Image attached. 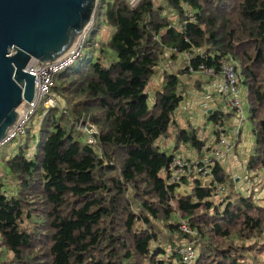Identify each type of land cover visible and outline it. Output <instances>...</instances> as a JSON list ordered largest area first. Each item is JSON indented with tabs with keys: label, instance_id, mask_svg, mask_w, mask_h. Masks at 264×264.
Returning a JSON list of instances; mask_svg holds the SVG:
<instances>
[{
	"label": "trees",
	"instance_id": "1",
	"mask_svg": "<svg viewBox=\"0 0 264 264\" xmlns=\"http://www.w3.org/2000/svg\"><path fill=\"white\" fill-rule=\"evenodd\" d=\"M100 9L108 39L92 55L85 41L76 69L55 78L66 107L0 162V264H169L187 245L194 264H264V198L235 191L221 162L204 166L207 182L170 181L160 138L202 150L174 118L188 70L150 88L165 51L189 54L196 73H220L222 59L239 66L254 137L246 172H264V0H98L95 21ZM87 117L96 146L76 129ZM218 187L230 193L215 202Z\"/></svg>",
	"mask_w": 264,
	"mask_h": 264
},
{
	"label": "water",
	"instance_id": "2",
	"mask_svg": "<svg viewBox=\"0 0 264 264\" xmlns=\"http://www.w3.org/2000/svg\"><path fill=\"white\" fill-rule=\"evenodd\" d=\"M97 3L0 0V142L15 125L18 108L34 99L35 77L25 71L29 62L65 55L86 26L94 24Z\"/></svg>",
	"mask_w": 264,
	"mask_h": 264
},
{
	"label": "built area",
	"instance_id": "3",
	"mask_svg": "<svg viewBox=\"0 0 264 264\" xmlns=\"http://www.w3.org/2000/svg\"><path fill=\"white\" fill-rule=\"evenodd\" d=\"M141 0H127V4L130 7H136ZM188 18L192 21L193 17L188 14ZM84 39V38H83ZM82 39V40H83ZM74 43V47L61 58H58L51 62L41 63L36 60H32L25 71L34 76L35 85V95L32 102H24L18 108V118L15 125L7 133L4 139L0 142V148L18 146L23 144V140L27 134V125L31 123L33 126L32 133L35 135L39 130L43 116L51 109L57 107V98L55 96L54 86L55 78L61 72L68 69L72 64H74L83 54L84 40ZM172 53L175 51L172 50ZM179 55V54H178ZM186 61L185 69L189 73L194 74L193 68L190 66V55L180 54ZM77 59V60H76ZM76 60V61H74ZM74 61V62H73ZM220 75L222 82L217 88L218 94H221L224 98L226 105L234 111V113L239 117L242 113V105L239 96V79L238 73L234 64L228 59H222L220 62ZM200 76H205L207 78H215L218 75L214 73L211 69H206L203 66L198 67V72L196 73ZM42 110L43 114H39ZM39 118L38 124L35 123V119ZM37 127V131H35ZM76 129L85 136V142L89 146H96V135L98 134L97 128L88 121L87 118H81L76 123ZM218 129V130H217ZM216 131L219 134L217 139V145L210 152L208 158L203 161L195 160L189 161L182 159L181 157L174 156L171 159L169 169L171 171L170 181L173 183H180L182 179L188 174L197 176L199 179L206 176L207 171L204 167L205 165H212L213 162H221L224 159L225 154L232 153L234 151V146L228 142L227 136L224 134L220 127H217ZM29 156V153L27 154ZM212 158V159H210ZM217 192L221 194L225 192L222 187L217 188ZM180 230L186 234H190V229L186 223L182 222ZM196 258L195 251L191 245H187L179 251V260L173 261L169 264H192Z\"/></svg>",
	"mask_w": 264,
	"mask_h": 264
},
{
	"label": "crops",
	"instance_id": "4",
	"mask_svg": "<svg viewBox=\"0 0 264 264\" xmlns=\"http://www.w3.org/2000/svg\"><path fill=\"white\" fill-rule=\"evenodd\" d=\"M185 67L186 61L181 55H176L174 59L171 51H165L154 70V75L150 84L151 90L154 92L162 85L166 74L178 75L186 70ZM178 76L181 82L180 91L182 93V102L174 114L177 125L181 129H190L196 132L201 142L206 139L205 141L210 140L213 143V140H215L213 146H211L212 150L217 145V139L219 137L216 129L220 127L227 136L229 143L232 141L231 138H233L234 141L232 145L234 146L233 148H235L233 153L225 154L221 164L224 167L233 165L234 168H231L234 172L232 176H242V169L249 160L251 148L254 143L251 130L252 127L249 126L251 122L249 120L250 115L247 108L246 90L245 98L243 96L245 88L240 86V83L238 84L240 102L242 105V113L238 117L234 111L226 105L223 96L217 92V88L222 82L220 75L215 78H207L197 74L183 73ZM212 115H216L218 118L216 123H213L209 119ZM234 131L235 134H233ZM229 133L232 136L231 138L228 136ZM235 141H239V145L237 143L236 146ZM162 142V151L168 155H172L173 157L178 156L184 160H198L199 158L202 160V150L197 153L189 144L183 142L179 143L176 147V141L172 133L169 137L166 136L162 138ZM205 145L204 151L207 152L209 145L206 142ZM12 148L11 146L10 149ZM7 158L8 156H5L6 160ZM239 161L240 165L238 163ZM253 182L256 183L258 180L255 179ZM188 190V186H182L181 191L183 193H187Z\"/></svg>",
	"mask_w": 264,
	"mask_h": 264
},
{
	"label": "rangeland",
	"instance_id": "5",
	"mask_svg": "<svg viewBox=\"0 0 264 264\" xmlns=\"http://www.w3.org/2000/svg\"><path fill=\"white\" fill-rule=\"evenodd\" d=\"M104 13H105V9H100L99 16L97 17V19L94 22V24L92 26H90V29L87 32V34L84 33L83 36H80L74 42V43L77 42V44H78L84 38L83 39L84 42L86 41L85 51H87L91 55H92V53H91V46L96 41L100 40V38H101V41L106 42V40L108 39V36L107 35L109 33V30L105 27ZM74 43L72 44V46L74 45ZM99 46H102V45L100 44ZM71 47H70V49H71ZM76 60H74V61H76ZM76 67H77V63L74 64L71 68L75 70ZM236 70H237V73H238L239 83H241V80H243V79L241 78V70H240L239 66H237V65H236ZM240 86H242V87L245 88L244 89V93H243V96L245 98V90H246V87L242 83L240 84ZM246 93H247V91H246ZM55 96L57 98V107H58V109L65 108L66 106H65L64 99L60 95H58L57 93H55ZM38 122H39V118H36L35 119V123L38 124ZM249 126L251 127V125H249ZM27 128H30V129L33 128V126L31 125V123H28ZM34 130L37 131L38 130L37 127H35ZM235 131H234L233 134H235ZM228 136H229V138L232 137L230 133L228 134ZM205 140L204 141L202 140V142H203L202 143V157H201V159H202V165H203V161H205V159L210 155V152H211L210 150H212V147L211 146H213V143L215 142V140H213V143L210 140H207V141H205ZM231 140L232 141L230 142V144L232 145V143H233L234 140H233V138H231ZM161 142H162V138H160L156 142V145H158L160 147V150L162 151ZM205 142L209 145L208 146V149L206 148L207 149V152L204 151L205 150V146H206L205 145ZM235 143H236V146H237V143L239 145V141H237V142L235 141ZM162 144H163V142H162ZM12 147H13L12 149H10V148L8 149V147L0 148V162L2 161V158H4L5 156L14 155L17 152V150L15 148L16 146H12ZM234 151H235V148H234ZM251 151H252V148H251ZM205 153H209V154H205ZM198 160H200V159H198ZM189 161H195V160H187V162H189ZM238 163L240 165V161ZM247 165H248V162L245 164V166H247ZM245 166L242 169V174H241L242 176H237V175L232 176V174L234 173L232 171V169H231V168H234L233 165H228L227 167L225 166L224 168H225L226 174L228 175V177L231 180V183L233 184V188H234L235 191H237L238 193H240L241 195H243L245 198H249V199L253 200L254 202L260 203V200L264 198V172H258L257 175H253V173L246 172L247 169H246ZM202 178H203V182H207L208 178L206 176H204ZM255 179L258 180V182L254 183L253 181ZM9 186L10 185H8V182H7V187H9ZM181 189L179 190L180 192H182ZM188 192H189V190L187 191V193ZM225 192L230 193L227 188L225 189ZM182 194H185V193L182 192ZM222 194L220 192H217V195L215 197H213V200H215V202L217 200H221V195ZM261 258L264 259V254L261 255ZM192 264H194V263H192Z\"/></svg>",
	"mask_w": 264,
	"mask_h": 264
},
{
	"label": "bare ground",
	"instance_id": "6",
	"mask_svg": "<svg viewBox=\"0 0 264 264\" xmlns=\"http://www.w3.org/2000/svg\"><path fill=\"white\" fill-rule=\"evenodd\" d=\"M94 21H95V20H94ZM89 26H90V24L86 26L85 30L88 29ZM85 30H84V32H85ZM84 32H83L80 36H83ZM80 36H79V37H80ZM79 37H77V38H79ZM77 38H76V39H77ZM76 39H75V40H76ZM75 40H74V42H75ZM71 46H72V45H71ZM72 49H73V48H72ZM72 49H71V50H72ZM69 50H70V49H69ZM31 61H32V60H31ZM31 61H30V62H31ZM30 62H29V63H30ZM217 75H220V73H218ZM220 76H221V75H220ZM217 119H218V118H217ZM252 128H253V127H252ZM253 131H254V129H253ZM238 138H239V137H238ZM205 156H206V155H205ZM262 180H263V179H262ZM213 197H214V196H213Z\"/></svg>",
	"mask_w": 264,
	"mask_h": 264
}]
</instances>
